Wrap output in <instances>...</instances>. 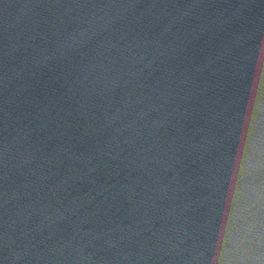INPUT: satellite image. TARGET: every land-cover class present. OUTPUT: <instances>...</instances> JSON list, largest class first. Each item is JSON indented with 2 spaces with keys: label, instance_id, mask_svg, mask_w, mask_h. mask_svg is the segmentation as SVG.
Returning <instances> with one entry per match:
<instances>
[{
  "label": "water",
  "instance_id": "water-1",
  "mask_svg": "<svg viewBox=\"0 0 264 264\" xmlns=\"http://www.w3.org/2000/svg\"><path fill=\"white\" fill-rule=\"evenodd\" d=\"M0 264H264V0H0Z\"/></svg>",
  "mask_w": 264,
  "mask_h": 264
}]
</instances>
